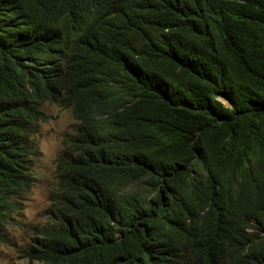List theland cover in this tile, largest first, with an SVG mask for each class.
<instances>
[{"label":"trees","instance_id":"obj_1","mask_svg":"<svg viewBox=\"0 0 264 264\" xmlns=\"http://www.w3.org/2000/svg\"><path fill=\"white\" fill-rule=\"evenodd\" d=\"M46 101L81 124L26 257L264 264V0H0V239Z\"/></svg>","mask_w":264,"mask_h":264},{"label":"rangeland","instance_id":"obj_2","mask_svg":"<svg viewBox=\"0 0 264 264\" xmlns=\"http://www.w3.org/2000/svg\"><path fill=\"white\" fill-rule=\"evenodd\" d=\"M44 109L49 119L36 135L40 150L35 164L36 182L27 195L18 199L5 240L0 241V264H45L23 259V252L27 250L36 227L48 221L47 209L50 193L55 187L56 160L61 150L62 135L71 130L74 119L70 110L50 105ZM147 188L144 185L139 190Z\"/></svg>","mask_w":264,"mask_h":264},{"label":"clouds","instance_id":"obj_3","mask_svg":"<svg viewBox=\"0 0 264 264\" xmlns=\"http://www.w3.org/2000/svg\"><path fill=\"white\" fill-rule=\"evenodd\" d=\"M47 105L55 106V107L66 109V110H70V112L73 116V119H74V124H73V127L71 128L70 131H67L62 135L61 150L58 153L57 160H56L55 187L53 188V190L50 193V205H49V208L47 209L48 221L44 225L36 227L35 233H34L33 237L31 238V242L27 245V248H29L32 244H34L36 239H40L44 245H48V244L53 245V242H52L53 239L50 238L48 236V234L49 233H55L57 235L58 233H60L59 230L62 229V223L59 220V216H60V213L62 211V207H60L59 199L64 194V192H63L64 189H66V187L64 186V175L66 174V171H68L69 167L71 166V164L66 163V161H67V157H66L67 156V150H73L75 148V144L77 141L76 137H77L78 130H79V127L81 124V121L78 119L77 115L75 114L73 107H65V106L56 104L54 102H50V101L38 103V105L36 106L37 110H36L35 115H32V114H30V112H28L22 118L17 119V120H20L22 122V125L26 124L27 122H32L34 124V126L29 129V131L32 132L30 140H31L33 146H29L28 144L26 145L29 148V151L31 153H33V154H31L30 161H29L30 173H31L32 178H33V183L25 194L19 195V196L14 197L12 199V201H14L17 204V206L19 203L18 199H20L24 195H27L30 192L31 188L34 186V183L36 182L35 164H36V161H37L38 156L40 154L38 142L36 140V135L38 133H40L43 124L45 122H47L49 119V116H48L46 110L44 109V107ZM225 105H227V104L225 103ZM10 121H11L10 118H4L1 122L4 126H6V128H4V129L7 130L8 132H9V130H8L7 125H10L13 128L16 126V125H14L13 121L12 122H10ZM17 126H20V125H17ZM70 170H71V168H70ZM99 177L102 179H105L108 177V175H107V173H105V174L99 173ZM54 201L56 203V205L54 206V210L56 212V215L52 214ZM15 208L12 209L9 213V220L6 223V232L3 236V238L0 239V241L5 240L6 234L9 230V224L13 220L12 215H13V211L15 210ZM23 259H27L30 262H41V263H45V264H50L47 262H43L40 260H34V259L29 258V257H26L24 252H23Z\"/></svg>","mask_w":264,"mask_h":264},{"label":"water","instance_id":"obj_4","mask_svg":"<svg viewBox=\"0 0 264 264\" xmlns=\"http://www.w3.org/2000/svg\"><path fill=\"white\" fill-rule=\"evenodd\" d=\"M221 101H223L224 103H226L227 105H230L229 103L226 102V100L221 99Z\"/></svg>","mask_w":264,"mask_h":264}]
</instances>
